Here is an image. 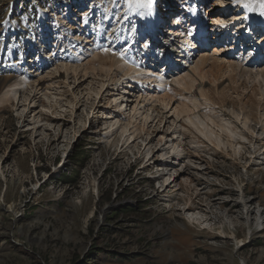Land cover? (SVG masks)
Masks as SVG:
<instances>
[{
    "label": "rangeland",
    "instance_id": "374dc122",
    "mask_svg": "<svg viewBox=\"0 0 264 264\" xmlns=\"http://www.w3.org/2000/svg\"><path fill=\"white\" fill-rule=\"evenodd\" d=\"M37 1L0 0V68L6 62L8 50L19 49L13 55L15 64L19 63L21 53L23 55L27 51V60L38 49H42V54L47 57L49 54L43 48L44 36L47 39L57 29L64 30L65 33L69 30V36L73 33V30L63 26L65 20L75 25V20L72 19H79V12L73 11L75 4L72 3L70 5L73 8L70 10L69 5L68 12L61 9L60 24L55 20L46 24L42 19L41 35L36 33L34 23L29 22L32 33L25 42V27L28 26L24 27L26 17L37 13ZM99 1H105L102 4L107 5L112 0ZM81 6L83 7H79V11L90 9V2L82 0ZM55 13L59 14L58 10H54L52 16ZM7 16L14 21L16 27L11 21L7 25V35L2 40L9 22L5 20ZM29 38L31 43L27 44ZM32 44L34 47L30 49ZM21 48H24L23 52ZM88 54H83L82 64L89 68L93 55ZM200 54L203 53H199L194 61L198 60ZM86 58L91 63L89 60L86 62ZM54 64L51 65L52 68ZM27 66L30 65H22L23 68L18 73L15 67L10 71L12 66L0 69V95L6 84L23 77L22 69L32 70L31 72L38 70L36 65L29 68ZM50 68L44 69L40 74L42 76L32 78H42ZM203 69L210 73V77L203 80L202 86L205 91L207 89V95L213 104L208 108L199 107V113L215 112L225 120L233 116V111L249 116L251 130L244 128V131L248 132L247 136H252V142L249 144V140H246L245 144L242 143L240 156L234 154L231 148L217 149L213 142L201 137L193 126L184 121L185 116H181L180 121L173 120L175 116L169 118L173 108L186 102L188 97H197L201 102L204 99L197 87L191 92L193 88L187 90L177 87L176 83L172 84L167 80L168 85L164 91L174 99L172 110H163L164 115L156 119L153 125L155 127H148L149 135L143 132L140 134L146 135L148 142L142 156L146 153L153 154L160 148L157 154L166 152L165 158L163 162L137 170L140 173L138 178L134 176V169L128 171V165L124 161L127 158L125 154H132L129 148L132 145L137 154L141 153L140 147L143 145L139 143L140 138L125 144L117 128L108 135H102L96 124L91 122L92 125L86 127L88 114H83L82 106L75 116L68 107L67 111L53 114L63 116L59 119L60 122H57L58 119L52 120L49 113L42 110L41 119L51 122L55 130H47L46 134L43 128H39V136L36 138L35 133L28 131L25 125L39 111L38 108L30 109L27 120L22 122V103L17 105L18 101L12 99L0 104V264H264V232H253L252 227L257 225L255 219L250 225L244 223L241 214L243 208L237 202L240 197L235 190L244 186L245 200L252 216L257 208L264 211V161H258L264 158V132L261 128L264 125V86L262 82L247 78L245 74L250 73L248 68H244L239 74L230 73L222 77L218 65L208 60L203 64ZM255 69L259 68H252ZM189 71L191 66L187 72ZM78 75L74 76L76 79L70 78V81L74 78V84H79L76 91H84L93 75L89 74L88 78L83 71ZM119 77L120 75L116 79ZM214 77L217 79L216 85L211 84ZM65 79L64 75L55 80H58L59 85H64ZM49 82L51 81L41 82L39 88ZM148 88L152 87H146ZM63 90L64 99H70V90L67 87ZM136 91L140 96L139 88ZM42 102L47 104L44 100ZM130 118L127 115L124 120H131ZM173 121L176 124L172 126ZM237 124L241 126L239 122ZM253 130L255 132L252 133ZM167 131L172 133L170 138L180 134L184 137V157L188 155L193 158L191 161H199L200 165L195 169L191 162L185 161V176L179 177L177 184H169L167 174L164 175L174 172L169 168L172 156V163L179 161L178 150L169 147L171 142L158 140ZM101 138L105 147L97 143ZM122 143L125 145L122 150L125 151L117 155L116 146ZM145 165L146 163L142 166ZM154 166L163 172L161 177L151 179L149 176L155 175L154 169H157ZM74 168L75 171L79 170L80 179L77 184L71 186L60 181L59 177L63 173L69 174ZM127 172L130 173L129 176L126 175ZM51 174V179L44 182ZM186 179L190 182H186ZM204 180L210 183L209 187L208 183L204 184V189L209 193L204 194L206 191L202 190L203 193L197 194L201 189L197 188V184L201 185ZM40 182L44 183L38 190ZM234 200L236 204L232 202ZM25 203L29 206L26 215L17 217V209ZM187 207L191 209L190 212L203 213L211 207L209 209L212 213L207 214L210 216L208 219L213 222H209L212 227L204 228V224L189 220L187 213H184Z\"/></svg>",
    "mask_w": 264,
    "mask_h": 264
},
{
    "label": "bare ground",
    "instance_id": "6f19581e",
    "mask_svg": "<svg viewBox=\"0 0 264 264\" xmlns=\"http://www.w3.org/2000/svg\"><path fill=\"white\" fill-rule=\"evenodd\" d=\"M135 1L136 0H133V2ZM133 2H132L131 7L129 6V0H112L110 4L106 3L107 5H104L101 3L97 6V9L101 12L102 19L100 20L98 24H95L93 28L94 30H100V31L106 30L107 31L108 33L107 38L106 39L103 38L102 41L108 44L111 42H112L111 44H113L115 42L113 47L106 48L107 49L106 51H99L100 49H105V47L102 45L96 46L92 49L91 48L86 49L85 45L78 44V41L75 38L74 33H71V35L69 36L68 35L70 33L69 30H68V33H65L64 30L59 31V29H57L56 33L54 34L49 32L50 34L48 35L47 39L44 36L45 41L43 42V46H44L43 48L46 50L45 52L49 54L47 57L44 56V54H42V49H38L36 53L32 54L33 58L30 57L31 59L27 60L28 57L25 58V54L29 53V51H27L23 55L21 54V57L19 59L20 60L19 64H15L13 63V55L17 52L18 48L11 49L8 52L6 62L2 65V68H5L4 66L6 67L12 66L10 67L11 68L10 71H13L15 67L17 69L16 71L20 72V68H22V65H25V66L30 65L29 67H34L36 65V68L38 70L36 73H31L32 70L28 71L30 75L25 74L27 70L26 71L22 70V73H23L22 78L17 79L14 82H11L9 84H6L3 87V90L0 95L3 97V98H0V104H5L4 102L12 101V99H15L16 101H18L17 105L22 103L20 105L22 106V115H21L22 122L27 120L26 117H28L27 115L28 112L29 113L31 112L30 109L38 108L39 111L35 112L34 115L32 116V119L28 120L27 124L25 125L28 131H32V133L33 132L35 133L34 137H36L38 133L37 131L39 128H43L44 133L46 132L48 133L49 130H53V131L55 130V127L53 126L51 122L43 121V119H41L40 112L42 110L45 112H48L50 116L53 118L52 120L58 119L57 122H60L59 119L62 118L63 116L62 115H61L62 117L55 116L53 114H57L59 111L60 112L67 111L68 110L67 107L70 109L71 114L73 116H75V114L78 111V108H80L81 106L83 107L82 108V111L84 112L83 114L85 113L90 114L91 106L95 105V102H98V99L103 98V97H106L107 99H111V97L114 96V93L112 92L114 89L111 86H118L119 83L122 82L123 78H128L129 80L127 82H129V85L136 84V88H139L140 90L139 92H141L140 96H138V94H135V96L139 98H135L137 103L135 102L134 107L131 108L132 109L131 112L128 113V115L131 116L130 119L133 121L124 120V117H127V115L108 116L106 117L105 120H103L100 123L101 127H99V131L102 132V135H104V133L108 135L110 131L117 128L121 134L123 143L125 144L133 143L135 142V140L140 138L139 143H141L140 145H143L140 147V150L141 149L143 150V149H146L145 145L148 144L146 135H149L150 132H148L147 130L149 128L153 129V127H155L153 125L156 119L160 115H162L163 110L164 112L166 110L168 111L172 110V107H173L172 104L174 103L173 101L174 99L172 100V96L171 95H170L171 97L168 96L169 94L167 95V93L164 91L166 90L165 89V87H167L166 85H168L167 80H169L171 81L169 83H172V84L176 83L177 85L175 86L177 87H183L184 89H187V90L193 88L190 90L191 92H193L194 88L197 87L199 89V92L201 93V97L204 99V102H201L198 100L197 97H194V96L188 97L186 102H182L173 108L171 115L170 116L168 115L169 118L175 116L173 120L175 119L179 120L181 116H185L184 121L187 124L193 126L198 131V133L201 135V137L213 142L216 145L217 149L231 148L234 154L240 155V152L243 146L242 143H244V141L246 140H249V144L252 142L250 141V137L252 136L250 137L247 136L248 132L246 133V131H244L245 129L246 130L248 129L249 131L251 130L250 128L251 126L248 124L250 121L248 118L249 116L247 117V115L245 116V115L240 114V112L238 113L237 111H233V116L225 120L220 115L218 114L216 115L215 112L207 111V112H203V114L199 113L198 111L199 107L208 108L210 107V105L213 104L207 95V92H206L207 89L205 91V88L202 86L203 80L206 79L207 77H210V73L207 71H204L203 64L208 60L214 61L218 65V68L221 71L222 77L230 73L239 74L243 71L244 68H248V71H250V73L245 74L247 78L249 80H256V81L262 82L264 86V65L263 63L261 65H257V63H255L254 66L252 65L249 67L243 66L239 64L236 60H234V58H230L229 56H227L223 52V50L219 48H215L213 52H210V53L207 52L208 54L206 52L204 53V49L201 50L200 53H203V54H200L197 61H193V63L191 64V71L189 72L186 71L179 75H172L171 76L172 80L170 79V76L168 77L167 75H164L165 70L163 71L158 70V69L156 71L145 70L141 68V66H139L141 64L138 65V62L134 58L124 54V52H121L120 49L114 48V46L118 45V42L122 40V36L132 38L135 36V32L137 30L145 29L143 31H146L148 26L145 23V21L147 20V17H145V14L147 11L148 13L146 15H151L152 11L155 13L157 12V14H160L164 11L160 12L158 8L157 10L153 9L154 7V3H153L150 9H145L146 12L144 15H137V12L134 8L135 5ZM214 2L218 3L219 0H214ZM247 2H251V0H243L241 5L244 6V3H247ZM100 7L103 9H101ZM253 7L255 8L253 12H256L257 10H259V3L258 2L253 3ZM72 8L73 6L71 7L70 5V10ZM86 10H88V12L90 11L93 12L92 9H85V11ZM73 11H75V9H73ZM79 13L84 15V13L80 11ZM185 14L192 15L193 11L190 8H187ZM185 14L175 20L174 22L175 29L181 30L180 32L184 33L188 37V39L197 46V41L195 39L197 35L199 36L201 29L199 27H196V25L191 27L190 22H188V19L186 18ZM60 16H61L60 14L55 13L53 15V20H55L57 23L60 24ZM240 18L242 17L239 15L235 16V22L237 24L242 23ZM103 19H105V21H103ZM149 19L151 20V18ZM5 20H9V22H7L6 24V21H4L6 24V32L4 33L2 40L7 35V32H8L7 25L12 21L9 19L8 16L6 17ZM74 20L76 22L78 19L73 18L72 21ZM244 23L245 22H243V24ZM12 24L15 28L16 24L14 23V21H12ZM53 25L56 26L55 23H53ZM86 25H88L87 20L84 23V26ZM105 25H108V28L105 29L104 28ZM63 26H66V29L69 28L71 30H73V27H75L74 24L68 22L67 20H65V25ZM185 26H188V27H185ZM89 27H90L89 31H92V27L90 25ZM217 28L218 27H215L214 29L215 32H217ZM80 31H81V34H83L85 30L84 28H81ZM173 32L178 33V31L172 30V33ZM191 32L193 33L191 34ZM217 33H220V32L218 31ZM95 36L97 35L95 34ZM208 36L209 38L207 39V41L210 42V39H212V37L214 38V35H212L211 32H209ZM207 41L204 40V42H207ZM97 42H99V40H97ZM29 43H31L30 38L27 41V44ZM131 44H128L126 46L127 52H132ZM210 46L211 47L209 50H212L214 45H212L211 43ZM33 47L34 46L32 44L30 46V49H32ZM249 49H252V48H249ZM240 52L243 55V50H240ZM85 53L86 54L91 53V56L93 55L92 65L89 66L90 70H88L89 69L88 66L86 67L84 64H82L84 55H86ZM106 57L109 58V61ZM252 57H253V54L250 57H248L247 61L245 62L253 61L251 60ZM87 60L89 59L86 58V62ZM53 63H55L54 64L55 66L52 68L51 65ZM89 63H91L90 60H89ZM260 66L262 68H260ZM47 67L48 68L51 67V68L49 71L44 73V76L42 78L40 77L39 79L38 77L39 80L38 79L34 80L32 78L36 75L38 76L42 74L43 70L47 69ZM252 68H259V69L252 70ZM80 71H83L84 75L88 78H90L89 74L91 73L93 76L91 77L92 80L90 79L91 81L84 87V91L78 92V90L76 91L75 88L79 86V84L75 85L73 81L76 79L74 76L78 75ZM119 71L121 72L117 74V72ZM64 75L66 79L63 81V83L65 84L59 85L58 80H55V79L58 77L60 78ZM119 75L120 77L116 79V77ZM72 77H74L75 79L73 78V81H70V78ZM43 81H51V82H49L47 85L43 87L41 86L42 88L40 89L39 85ZM216 81L217 79L214 77L211 84L214 85ZM132 86H135V85H132ZM149 86L152 88L146 89V87H149ZM62 87L63 88L67 87L70 90L72 94V97L70 99H64L65 97L62 96L63 95L62 92L64 91ZM195 92H198V90ZM89 99L91 100L88 101ZM42 100L46 101L47 104L43 103ZM206 104H209V106ZM125 109L126 108L118 109L117 112L119 111L122 112ZM120 117H122L123 118L122 120H124L122 123H121L122 120H118V118ZM210 117H212L213 120L210 119ZM237 122H239L241 126L238 125ZM263 123L264 121L262 122V125ZM105 124H106V127H105ZM174 124H176L175 121H173L172 126ZM155 125H157V122ZM261 128L263 129V132H264V125L261 126ZM141 132H143L146 135L140 136ZM253 132L255 131L253 130L252 133ZM171 134H172L171 131L170 133L167 131L166 133L160 135V138H158V140L159 142H166V143L171 142L169 143V147L172 148L173 150H178L179 152V156L177 157V160L179 161L172 163V161L170 160H172L173 156L169 160V163L171 164L169 168L173 169L174 172H170L171 174L170 173L164 174V175L167 174L169 181H170L169 184L173 182L174 184H177L176 181L178 180V178L179 177L182 178L185 176V173L187 170L186 163L191 162L195 169L198 168L200 165H199V161L197 162L191 161L193 158H189L188 155L184 157V153H185L184 150H186L183 148L184 147L183 146L184 137L182 138L180 134L176 137L170 138ZM175 139H177L178 141L174 142L173 140ZM159 151H160V148H158L156 152H159ZM197 151L199 152V150ZM165 154L166 152H164V154H161V155L159 153L160 158L158 161L163 162L165 158ZM151 155L152 154L148 156H151ZM254 157L255 155L252 156V159H254ZM260 160L264 161V158L258 159V161ZM255 163H257V165L259 164L262 165V163L260 162H255ZM1 172L4 175V171L1 170ZM186 182L189 183L190 181H187L186 179ZM239 193L240 194L238 195V197H240V200H238V203L241 204L243 208L241 214L244 215V219H243L245 220L244 223L246 225H250L252 223V220H254V219H251L252 217L251 213L249 214V211H251L250 207L248 206V202L245 200L244 193L242 192L241 189ZM209 208L207 212L212 213V211ZM190 211L191 209L189 207H187L184 211V213H187L189 220H191L194 223L204 224V228L212 227L213 222L210 219H208L210 216H208L206 211L205 213L201 211H196V212L195 211L190 212ZM261 212H263V210L260 208L259 209L257 208L255 211V216H256L255 222L258 225L260 224L262 220H264V217L260 216ZM228 220H231V219L229 218ZM209 222H212V223H209ZM223 226L224 225L222 224L221 225L222 232L224 233Z\"/></svg>",
    "mask_w": 264,
    "mask_h": 264
},
{
    "label": "built area",
    "instance_id": "2783aa9c",
    "mask_svg": "<svg viewBox=\"0 0 264 264\" xmlns=\"http://www.w3.org/2000/svg\"><path fill=\"white\" fill-rule=\"evenodd\" d=\"M193 5V8L196 10V15L192 14L190 16L186 15V9L190 8V6ZM159 8H160V15L158 17V21L160 22V26L156 29V31H148L146 32V35L137 36L135 38V44L132 47V52H128L130 54H134L133 56L138 57L139 63L142 65L143 68H160L162 71L165 70L170 71L169 73L173 74L178 71H182L187 67L188 61H189V55L187 46L182 47V45L185 43H189V39L185 36H180V34L173 32L174 31H180L175 29V20L184 14L186 15V18L188 19V22H190V26L196 25V27H199L202 23L200 21V17L198 15H201L203 19H205L207 23V27L210 28L215 24V20L217 18H224L226 17V12L234 11L232 7L229 9H223L219 7L218 5H215L214 0H197V1H189V0H160L159 2ZM188 27V26H185ZM226 30H230V28L225 27ZM189 31V30H187ZM229 32H234V29L231 28ZM190 34V33H189ZM79 35V34H78ZM220 38H219V37ZM226 36L217 35L216 40H212V44L217 42L221 43V46H224V49L233 48L235 44L231 43V45L226 44L225 42ZM122 51H126V48L124 45L120 48ZM143 54V55H142ZM191 54V53H190ZM143 56V58H142ZM135 57V58H136ZM168 73V72H167ZM128 80H122L120 85L118 87H113V93L114 96L111 97V99H103L99 102H95V105L91 106L90 114L87 115L88 122L86 123V127H90V125L96 124L97 128L101 127V122L106 119L108 116L112 115H125L131 112V108L135 105V97L137 88L132 86V84L129 85ZM128 85V86H127ZM121 106V107H120ZM126 108L124 111L117 112L118 109ZM92 122V123H91ZM105 131V130H104ZM106 141V140H105ZM97 143L101 145V147H105V142L103 138H101ZM118 150L117 155H121L125 150H120L116 148V151ZM144 150V149H143ZM142 149L141 155L134 154H125L127 157L125 159V163L128 165V171L131 169V171L134 169V176L138 178V175H140L137 170L144 169L146 166L155 165L158 162V159L160 158L159 154L157 152L153 153L152 157H145L142 156ZM146 150V149H145ZM133 155V156H131ZM109 158V157H108ZM100 160V158H98ZM144 163H146L145 166H142ZM108 164V163H107ZM148 164V165H147ZM156 167V166H154ZM151 172V171H149ZM156 173L159 172L158 169L155 171ZM128 174V172L126 173ZM153 175V176H155ZM152 176V175H150ZM149 176V177H150ZM220 181V180H219ZM238 182V181H237ZM208 183V187L210 186L209 181L204 180L201 185L197 184V188H201L197 194L203 193L202 190H205L204 194H208V190L204 189V184ZM242 188V192H244V195H246L245 191L243 190L244 186L239 188H235L237 192V196L240 194V189ZM39 190V188H37ZM60 189V187H58ZM234 204H236V200L232 201ZM29 206L27 207L26 203L22 204L17 209V217H24L26 215V211L28 210ZM250 214V213H249ZM253 213H251L252 216ZM261 217H264V211L260 213ZM244 218V215H243ZM256 216L253 215L251 219H255ZM253 232H264V220L260 222V224L252 227ZM245 243V242H244ZM246 244V243H245ZM242 245V244H241Z\"/></svg>",
    "mask_w": 264,
    "mask_h": 264
},
{
    "label": "snow or ice",
    "instance_id": "6c2138e0",
    "mask_svg": "<svg viewBox=\"0 0 264 264\" xmlns=\"http://www.w3.org/2000/svg\"><path fill=\"white\" fill-rule=\"evenodd\" d=\"M133 0H129V6H132ZM155 0H136V6L139 8L150 9ZM236 4H241L243 0H234ZM259 3V14L264 16V0H251V2L244 3V7L247 8L249 11H254L255 8L253 7V3ZM144 15L143 12L140 13Z\"/></svg>",
    "mask_w": 264,
    "mask_h": 264
},
{
    "label": "trees",
    "instance_id": "16d2710c",
    "mask_svg": "<svg viewBox=\"0 0 264 264\" xmlns=\"http://www.w3.org/2000/svg\"><path fill=\"white\" fill-rule=\"evenodd\" d=\"M66 176V177H65ZM60 181L64 182V184L68 185H75L77 184L78 180L80 179L79 177V170L75 171V168L69 173H63L62 176L59 177ZM98 251V250H96Z\"/></svg>",
    "mask_w": 264,
    "mask_h": 264
}]
</instances>
